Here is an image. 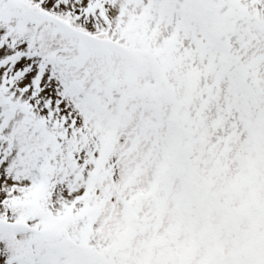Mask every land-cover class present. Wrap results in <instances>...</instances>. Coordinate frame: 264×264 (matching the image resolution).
I'll return each instance as SVG.
<instances>
[{"label":"snow or ice","instance_id":"snow-or-ice-1","mask_svg":"<svg viewBox=\"0 0 264 264\" xmlns=\"http://www.w3.org/2000/svg\"><path fill=\"white\" fill-rule=\"evenodd\" d=\"M0 264H264V0H0Z\"/></svg>","mask_w":264,"mask_h":264}]
</instances>
